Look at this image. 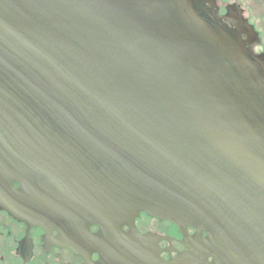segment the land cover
<instances>
[{
    "label": "water",
    "instance_id": "1",
    "mask_svg": "<svg viewBox=\"0 0 264 264\" xmlns=\"http://www.w3.org/2000/svg\"><path fill=\"white\" fill-rule=\"evenodd\" d=\"M199 2L0 0V193L34 167L35 137L62 138L49 159L70 200L193 225L226 264H264V54L242 34L260 37L241 5Z\"/></svg>",
    "mask_w": 264,
    "mask_h": 264
},
{
    "label": "flooded vegetation",
    "instance_id": "2",
    "mask_svg": "<svg viewBox=\"0 0 264 264\" xmlns=\"http://www.w3.org/2000/svg\"><path fill=\"white\" fill-rule=\"evenodd\" d=\"M233 4L200 0L197 9L206 17L216 10L225 16ZM242 39L251 55L264 54L261 38L252 44L244 34ZM58 140L62 138L35 137L34 167L0 193V264H226L208 231L146 211L112 209L88 193L92 200H70L68 175L49 159ZM21 206L32 208L34 216H21Z\"/></svg>",
    "mask_w": 264,
    "mask_h": 264
},
{
    "label": "rangeland",
    "instance_id": "3",
    "mask_svg": "<svg viewBox=\"0 0 264 264\" xmlns=\"http://www.w3.org/2000/svg\"><path fill=\"white\" fill-rule=\"evenodd\" d=\"M235 1L238 5L244 8L246 17L260 32L261 44L260 48L264 51V8L258 1L255 0H223V2ZM260 1V0H259Z\"/></svg>",
    "mask_w": 264,
    "mask_h": 264
},
{
    "label": "trees",
    "instance_id": "4",
    "mask_svg": "<svg viewBox=\"0 0 264 264\" xmlns=\"http://www.w3.org/2000/svg\"><path fill=\"white\" fill-rule=\"evenodd\" d=\"M258 1V6H260V4L263 6V8H264V0H255V2H257Z\"/></svg>",
    "mask_w": 264,
    "mask_h": 264
}]
</instances>
